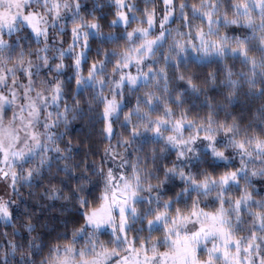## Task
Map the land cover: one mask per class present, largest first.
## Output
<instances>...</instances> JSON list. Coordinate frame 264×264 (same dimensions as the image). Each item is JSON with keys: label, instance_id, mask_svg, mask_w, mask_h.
Segmentation results:
<instances>
[{"label": "clouds", "instance_id": "clouds-1", "mask_svg": "<svg viewBox=\"0 0 264 264\" xmlns=\"http://www.w3.org/2000/svg\"><path fill=\"white\" fill-rule=\"evenodd\" d=\"M123 2L131 8H120L116 0H70L79 4V14L74 15L73 7L55 18L45 0H22L13 26L0 28V96L7 98L0 102V128L12 127L18 147L32 144L30 130L39 132L40 140L22 158H11L12 167L4 166L8 174L0 175V202L10 213H0V264H52L54 246L76 231L81 232L77 246L83 245L92 229L83 221L80 205L105 190L109 170L136 184L128 227L140 235H161L154 231L160 226L154 212L177 202L195 200L208 207L222 199L244 237L257 223L254 213L264 215V207H256L264 202V151L255 144L257 138L264 143V45L256 42L264 37V0H244L251 22L240 17L235 24L228 21L236 15L232 6L238 0H174L175 12L164 26L157 21L151 28L156 46L140 65L129 67H124L125 50L139 44L129 34L148 27L146 6L160 17L165 5L164 0ZM214 2L218 8L211 33L199 16L191 24L219 40L222 51L201 53L194 33L197 50L186 46L178 51L175 41L189 39L183 13H190L191 6L211 8ZM118 11H126L127 17L117 16ZM27 12L45 19L41 27H47V36L32 31L23 19ZM252 31L256 35L248 40L244 62L232 49L238 47L237 37L248 38ZM129 72L135 79L125 75L122 80L121 74ZM57 83L60 91L54 99ZM106 100L116 101L107 115ZM185 116L178 129L175 119ZM154 124L160 125L158 131ZM206 135L219 141L215 147L223 158L206 147ZM170 136L189 142L177 145ZM234 141L244 143L243 152ZM225 170L238 171V183L222 184L218 173ZM193 175L204 176L207 187L193 190L187 179ZM237 187L252 193L240 209L235 207ZM256 235L264 253V230L257 227Z\"/></svg>", "mask_w": 264, "mask_h": 264}, {"label": "snow or ice", "instance_id": "snow-or-ice-1", "mask_svg": "<svg viewBox=\"0 0 264 264\" xmlns=\"http://www.w3.org/2000/svg\"><path fill=\"white\" fill-rule=\"evenodd\" d=\"M7 7H3L4 4ZM45 4H50L48 11L52 16L58 18L64 9L75 7L77 10L74 15L79 14V4L72 5L70 0H45ZM116 4L122 8H131V5H125L123 0H116ZM165 11L162 16L158 17L156 9H144V17L148 27H140L136 35L129 34L131 39H138L137 47L125 50L124 67H129L131 63L140 65L143 58L151 53L156 46V40L151 34L152 26L158 21L161 27L164 26L169 16L175 12L174 0H164ZM184 7V5H181ZM236 15L228 22L238 23L239 18L243 17L245 23L251 22V17L247 15L244 0H238L232 6ZM23 8L22 0H0V28H11L15 22L17 14H21ZM218 5L214 2L211 8H196L191 6V12H185L182 15L184 25L188 26L189 39H177L175 41L178 51H183L186 46H190L196 51V45L193 43L194 38L200 42L199 51L205 55L209 50L222 51V45L219 40H212L205 35L200 27H194L191 24V18L199 16L202 21H206L209 32L213 31V13L217 10ZM117 16L126 18V11H118ZM24 21L38 35L43 33L47 36V27H41L46 24L45 19L36 12H27L23 14ZM84 27L90 28V24ZM73 40L79 44V33L77 27L70 29ZM229 31H233L230 29ZM181 32L180 36L183 37ZM255 31H252L248 38L237 37L238 47L234 46L232 51L241 61H248V49L250 47L248 40L255 38ZM229 37L225 36L224 40ZM264 45V37L256 41ZM88 41H84V47L87 48ZM87 63V61H85ZM80 64V60L75 61ZM119 63V62H117ZM131 81L135 79L131 72L121 74ZM58 98L60 85H53ZM14 98V94H13ZM6 97L0 96V102L6 101ZM116 107L115 100L105 101V113L109 108ZM33 112H38L35 104L31 105ZM23 119V116H20ZM161 121L164 117H159ZM187 117H177L175 126L179 129L183 127V120ZM30 128V122L25 121ZM160 125L154 124L153 131H158ZM135 131V129H133ZM32 139V144L27 142L17 146L19 136L12 129L0 128V175H7L4 166L12 167L11 158H22L28 151L40 143L39 132L30 130L28 133ZM8 143L5 146L4 139ZM195 140L196 137L190 138ZM170 142L174 144H185L189 141L178 139L176 136L169 137ZM204 140L208 141V147L214 156L223 158V153L215 147L214 137L206 135ZM237 148L243 152L244 143L234 141ZM258 151H264V143L259 138L255 140ZM182 156L183 152H178ZM225 169L228 166L225 165ZM253 171L251 175H255ZM219 181L231 186L233 182L238 183L239 172L232 170L220 171L218 173ZM193 190L197 185L207 187V180L204 176L193 175L187 178ZM238 197L235 201L237 209L247 205L252 198L249 190H243L237 187ZM136 184L132 180L125 178L124 173H120L119 178L115 177L111 170L107 176V186L98 198L92 201L81 203L83 211V221L92 229L84 238L85 243L77 246V241L81 239V232H73L70 236H65L59 241L52 251V264H264V253L260 251V243L256 235L257 227L264 230V215L259 212L254 213L257 223H254L253 230H250L246 237L238 234L237 226L228 218L223 207L222 199L211 201L208 207H202L195 200L191 204L177 202L175 207L170 204L155 210V222L160 226L154 231L160 233L157 236H144L135 231L129 230L128 227V210L136 197ZM257 208L264 207V202H257ZM146 212H152L147 209ZM0 213L10 214L6 203L0 202ZM118 217V219H117ZM255 248V252L253 249Z\"/></svg>", "mask_w": 264, "mask_h": 264}]
</instances>
